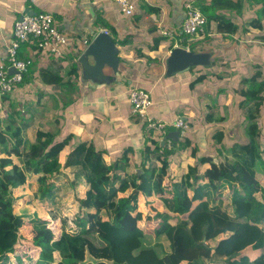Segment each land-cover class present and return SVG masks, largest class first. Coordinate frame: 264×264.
Segmentation results:
<instances>
[{
	"label": "trees",
	"instance_id": "16d2710c",
	"mask_svg": "<svg viewBox=\"0 0 264 264\" xmlns=\"http://www.w3.org/2000/svg\"><path fill=\"white\" fill-rule=\"evenodd\" d=\"M211 2L208 6L194 3L206 16V39H211L209 34L234 38L243 31V25L218 14L221 5L240 10L245 2L262 3L257 19L249 26L264 30V0H238L237 5L232 0ZM257 38L264 40V36ZM125 43L122 41L120 45ZM184 44L190 43L186 39ZM190 49L209 52V46L208 50L192 46ZM82 52L83 48L74 58L78 59ZM254 68L256 72L241 77L237 86L243 97L239 107L246 120L248 141L227 147L223 143L224 133L217 131L213 139L222 154L218 150L214 157H201L197 150L192 151L198 166H190L180 181L170 183L168 191L164 184L170 176L171 158L192 147L188 137L173 142L171 150L164 148L165 153H161V143L153 141L137 167L132 164L131 150L108 165L104 151L88 141L74 145L61 162L62 153L72 146L74 137L60 139L59 120L54 127L41 126L47 122V107H26L14 102L12 93L4 96L0 108V264L10 254L16 255L15 264H23L16 246L26 223L31 225L32 242L39 252L36 264H264V183L260 179L264 181V138L259 126L264 108V70L259 64ZM77 71L73 63L69 74L76 75ZM59 74L42 73L46 83L57 87L61 84ZM27 75L16 87L26 84ZM207 77L201 75L190 87ZM153 162L161 165L159 170L150 168ZM206 165V169H199ZM130 167L133 171H129ZM138 170L142 172L139 174ZM46 190L48 217L59 227L58 237L39 213L15 212L25 191L33 192L30 202ZM229 191L232 193L228 194ZM163 192L165 212L154 210L160 221L153 232L157 238L168 240L170 250L161 256L155 247L144 242L143 224L153 219L139 211V195L152 198ZM71 199L76 202L79 214L72 228L66 230L58 213ZM172 219L178 220L176 225L171 223ZM249 249L260 254L253 258L245 252ZM240 253L243 254L237 257Z\"/></svg>",
	"mask_w": 264,
	"mask_h": 264
},
{
	"label": "crops",
	"instance_id": "0c3cea01",
	"mask_svg": "<svg viewBox=\"0 0 264 264\" xmlns=\"http://www.w3.org/2000/svg\"><path fill=\"white\" fill-rule=\"evenodd\" d=\"M191 1L208 6L211 0H138V9L132 17L122 14L120 8L110 0H0V67L7 65L6 48L13 39L15 23L25 11L52 14L58 27L71 39L70 46L59 59L50 56L47 52L37 51L36 46L30 43L24 44L20 51V58H34V60L27 73L29 75H27L26 84L22 87L17 86L12 92V98L16 103L26 107L30 105L47 107L45 121L48 122H46L47 125L54 127L55 121L59 120L60 139L70 135L74 137L72 146L62 153L61 162H64L74 145L80 141H88L97 149L104 151V159L108 165H112L128 149L132 151L133 166L142 164L146 156V147H152V142H157V136H148L145 132V119L132 114L129 99L132 89L150 91L152 97L150 118L168 123L182 118L190 126V133L186 137L192 141V147L171 158L170 176L166 179L169 184L180 181L190 166H198L197 159L192 157L193 149L200 151L202 154L198 156L201 157L216 156L212 152L221 150L220 145L213 139L217 131L224 133L223 143L227 147L237 143L238 140L243 141L238 143L248 141L246 136L244 137L246 120L239 107L243 97L238 94V83L235 85L231 83L232 79L236 80L234 75L241 76L246 72L245 65L248 63L251 65L242 49L244 48L241 45L242 32L235 37L236 41H239V46L242 47L240 51L235 56L232 53L218 60V64H230V70L225 71L232 77L229 79L231 82H228L227 78H221L209 72L207 74L205 70L208 67H196L194 70L177 74L171 79L166 77V60L169 54L175 47H185L186 38L177 33L166 37L163 36V32L170 30L179 32L186 18L187 4ZM105 31L112 36L120 50L118 74L106 67L104 71L109 77L108 81L87 80L83 76L79 58H74V55L81 48L84 51L99 33ZM221 38H223L221 35L214 34L210 40H222ZM122 41H126L125 45H120ZM202 47L208 50L207 44ZM73 63L77 65L78 71L72 76L69 72ZM43 71L60 73V87L54 83H46L42 75ZM184 75H190L188 77L190 92L205 86L211 78L219 82L215 84L214 92L203 90L192 95L181 93L179 85L182 80L186 81ZM201 75L208 77L191 88L190 84ZM239 80L240 78L238 82ZM230 88L234 89L232 93ZM65 93L71 94L70 96L74 98L75 104L71 107L66 108L63 104V97L67 96ZM227 93L232 95L231 100ZM211 94L217 101L213 105L210 104ZM263 112L264 108L259 126L263 128L264 138ZM212 113H214L213 119H210L209 115ZM241 121L243 126L240 129L238 124ZM33 124L34 122L31 121V125ZM171 131L173 129L169 132ZM239 131H242L241 135ZM241 137L242 139H239ZM207 144H210L208 153L205 147ZM164 148L167 149L162 146L163 153H165ZM152 165L161 167L158 162H153ZM207 167L206 165L199 169L204 170ZM130 169L133 171L131 167ZM163 193L152 198L139 195V210L140 200L144 199L141 207L146 211L154 212L153 200L157 196L160 197L162 204L161 212H165L161 199L166 194ZM245 252L253 258L260 254L250 249Z\"/></svg>",
	"mask_w": 264,
	"mask_h": 264
},
{
	"label": "rangeland",
	"instance_id": "374dc122",
	"mask_svg": "<svg viewBox=\"0 0 264 264\" xmlns=\"http://www.w3.org/2000/svg\"><path fill=\"white\" fill-rule=\"evenodd\" d=\"M232 2L234 4L237 5V3L239 4L238 0H232ZM212 3L211 1L208 2V4ZM262 3L260 2H253V4H251L250 2H245L243 4V8L238 10V7L236 10L227 7V6H223L221 5L218 9V14H222L223 16H225V18L227 19H234L235 22L240 23L241 25H243V31H242V35L241 37H243V41L241 43V45H243L242 48L241 46H239V43L236 41V38H221L222 40H215L212 41L210 39H208L206 42H199L198 41H194L192 39H190L188 36H186L185 38L189 41L190 45L192 47H194L196 50H199L200 47L202 48V46H205L206 44L209 46V52L212 55V65L209 66L205 72L208 74V72L210 74H219L222 75L224 78L228 79H232V77L230 76V74L225 71L227 69L230 70V64H213L214 62H217L218 60H221L222 58H226L227 55L230 54H235L237 52L240 51V48H242L245 51L246 57L248 58V62L251 63V65H245V67L247 68L246 72L239 76V75H234V79H232V84L235 85L238 83V79L243 77V76H252L255 72L256 69L254 68V65L259 64L262 67V70H264V40H260L257 37L258 36H264V30L259 31L258 29H255L253 27H250V23L253 19H257L258 16V12L262 9ZM264 23V20H263ZM213 36V35H212ZM217 36V34H216ZM237 37V36H236ZM239 39L242 40V38H240L238 36ZM241 42V41H240ZM245 45V46H244ZM231 47V48H230ZM241 49V50H242ZM242 50V51H243ZM241 55V54H240ZM244 57V55H241ZM224 66V67H223ZM223 67V68H222ZM189 74V73H188ZM191 75V74H190ZM185 76L186 81L182 80L180 82L179 85V91L181 93H191V95L193 93H200L203 90L205 91H210V92H214L216 89L215 84L218 83L219 81H214L213 78H211L209 81H207V84L203 87L197 88L196 90H194L193 92H190L189 90V83L188 81H190V79H188V77L190 76ZM171 79V78H170ZM179 79V78H178ZM184 79V78H183ZM69 89H67L68 91ZM230 92L232 93L234 89L230 88L229 89ZM71 92V89H70ZM72 93V92H71ZM77 94V93H76ZM228 94V93H227ZM65 97H63V104L68 107H71V105H74V98H72L70 95H68L67 93H65ZM229 98L231 100L232 95L228 94ZM212 97H210V104L213 105L215 104L216 98L211 94ZM62 98V96H61ZM229 107V106H228ZM22 109V107H20V110ZM264 114V112H263ZM238 120V118L236 119ZM239 128L241 129L243 126V122L241 121L240 124H238ZM41 126L45 128H47V123L43 122V124H41ZM245 128V127H244ZM246 129V128H245ZM240 135L242 134V131L238 132ZM156 135H159L158 133H154ZM262 134H263V128H262ZM244 137H245V133H244ZM239 139H242L239 138ZM238 140V139H237ZM238 142H243L238 140ZM210 145V144H209ZM205 145L206 147V153H208V146ZM217 147V145H216ZM197 150V149H196ZM194 151V149L192 150ZM212 152V151H211ZM198 155L202 154L200 151L197 150ZM133 154L135 155L134 151ZM212 154L216 155L214 152H212ZM151 169L154 170H159L160 167L158 168L157 165H150ZM129 171H132L131 169H129ZM262 183H264L263 178H260ZM48 183H51V179L48 180ZM55 186V184L53 185ZM172 187V184H169V182H166L164 185L165 191L168 189L170 190V188ZM38 187L35 189V191H38ZM167 190V191H168ZM47 191L44 193H39L37 196H35V198H32L30 202L29 201V196L33 195L31 191H25L23 194L24 195V199L21 201V204L15 207V212L17 214H19L22 210H26V212H28L30 215H34L35 213H39L41 216V220L45 221L48 225L49 228L53 229L56 237L59 236L60 234V230L59 227L56 225V223H54L52 221V219L50 220V218L48 217V213L47 210L49 209V205L45 202L46 199L44 197L47 196ZM232 192L229 191L228 194H231ZM28 197V198H27ZM160 198V197H159ZM157 196L155 197V199L153 200L155 205H154V209L157 211H163L162 208V204L160 202ZM45 199V200H43ZM144 203V199L140 200V210L139 211H143V215L145 216L146 213L151 212V211H146L144 210V208H142V204ZM153 211V210H152ZM77 214H79V210L77 208V204L76 202H74V199H71L68 204L66 205V207L62 208L61 211L58 213V217L60 218V221L65 223V228L66 230H69L72 228L73 226V221L74 219L78 216ZM152 217V221L149 224H143L146 225V227H142V229L145 230V235H144V242L146 243V245L148 247H155L156 250L158 251V253L163 256L164 252L169 251V242L166 238L162 237V238H157L155 236V233L153 232L155 227H157L158 223H159V219L156 218V212H151L150 214ZM103 224H106L108 221L105 217V215H103ZM178 222L177 219H172L171 223L173 225H176ZM141 227V225H140ZM22 234V238L20 239L18 245L16 246L17 251L16 253L18 255L21 256L22 260H23V264H36V261L38 259V249L34 246L32 239L34 237V234L31 230V225L30 223H26L24 229H22L21 231ZM163 246L164 248L161 249V246ZM214 245V243H213ZM242 253L236 255L237 257H239ZM15 256L16 255H7V258L4 259V264H15Z\"/></svg>",
	"mask_w": 264,
	"mask_h": 264
},
{
	"label": "built area",
	"instance_id": "2783aa9c",
	"mask_svg": "<svg viewBox=\"0 0 264 264\" xmlns=\"http://www.w3.org/2000/svg\"><path fill=\"white\" fill-rule=\"evenodd\" d=\"M116 4L122 14L128 17L135 15L138 9V0H110ZM207 19L202 11L191 1L187 4L186 18L178 30L164 31L163 36L169 37L185 35L194 41H202L206 37ZM105 33H108L105 31ZM212 36V34H209ZM30 43L36 46L37 51L47 52L56 59L62 58L65 51L71 44L68 35L55 23L54 16L50 13H37L34 16H25L22 21H17L13 29V39L6 48L7 65L0 67V108L2 98L15 90L16 85L22 83L25 75L32 66L34 58L21 59L20 51L24 44ZM88 43H86L87 45ZM190 44L185 48L190 49ZM85 51V50H84ZM14 68L15 73L11 74L10 69ZM132 114L146 121V134L148 136L158 133L157 141L168 150L172 149L171 139H167L168 129L180 131V138H185L190 133L189 124L182 118L172 123L157 121L149 117V109L152 106L150 91L132 89L129 95ZM163 153V152H161Z\"/></svg>",
	"mask_w": 264,
	"mask_h": 264
},
{
	"label": "water",
	"instance_id": "95a60500",
	"mask_svg": "<svg viewBox=\"0 0 264 264\" xmlns=\"http://www.w3.org/2000/svg\"><path fill=\"white\" fill-rule=\"evenodd\" d=\"M37 13L29 10L24 12L19 21L24 17L34 16ZM120 50L116 42L109 33L101 32L94 41L89 44L85 51L79 57V64L83 70V76L87 80L97 82H105L109 77L105 74V68H111L115 74H118L120 64ZM212 65V55L210 52H194L186 50L183 47H175L166 60V77L172 78L177 74L187 72L196 67H209ZM11 74L16 71L14 68L10 70ZM2 125L1 109H0V127ZM167 139L172 142H179L180 131H171L167 135ZM164 146V143L162 144ZM217 162V161H216ZM142 171L139 170L140 174Z\"/></svg>",
	"mask_w": 264,
	"mask_h": 264
},
{
	"label": "clouds",
	"instance_id": "9594fccd",
	"mask_svg": "<svg viewBox=\"0 0 264 264\" xmlns=\"http://www.w3.org/2000/svg\"><path fill=\"white\" fill-rule=\"evenodd\" d=\"M182 47V46H181ZM186 47V46H185ZM191 51V50H190ZM84 52V51H83Z\"/></svg>",
	"mask_w": 264,
	"mask_h": 264
}]
</instances>
